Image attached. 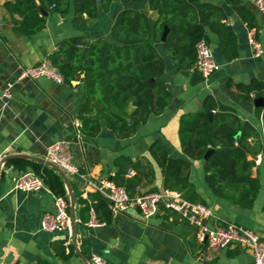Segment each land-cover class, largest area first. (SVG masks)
Here are the masks:
<instances>
[{"label": "crops", "instance_id": "0c3cea01", "mask_svg": "<svg viewBox=\"0 0 264 264\" xmlns=\"http://www.w3.org/2000/svg\"><path fill=\"white\" fill-rule=\"evenodd\" d=\"M213 1L224 7L228 23L237 34L238 57L226 58L219 48L218 35L208 29L209 44L220 69L208 79L194 84L190 75L176 69L177 60L166 53L162 44H158V50L165 61V71L159 79L170 90L171 99L161 114L151 115L145 124L137 127L136 133L118 137L103 122L102 130L95 138L82 137L77 118L82 97L78 81L67 84L57 83L44 76L37 79L24 78L15 82L9 100L0 98V157L21 153L45 158L51 144L59 139H67L70 141L72 162L79 169L78 174L68 175L72 191L75 196L88 198L94 191L87 186V179L112 178L118 170L115 162L120 156L139 161L140 169L143 166L148 169L152 165L154 178L145 184L143 190L164 189L162 172L150 153V145L160 139L170 155L181 156L178 133L181 117L204 110L207 96L231 107L242 122L251 123L261 134L263 122L258 108L264 106L255 105L254 93H251L250 99L244 97L237 85L248 84L252 79L264 82V13L253 0H243L255 14L253 29L262 49L256 55L248 39L251 28L228 4L222 0ZM146 6V1L124 3L114 0L109 12L100 11L97 19L84 27L73 25L72 11L62 16L52 8L47 11L46 27L42 31L23 35L15 30L14 18L19 17L12 16L5 6V0H0V88L15 81L22 67L49 59L60 40L73 35H85L88 38L105 35L112 38L111 26L121 9H145ZM149 14L153 18L157 17L155 11L149 10ZM249 144L252 150L257 149L255 138L250 137ZM259 153L251 152L248 158L254 160ZM22 171L25 170L6 163L1 168L0 264H35L39 258L55 264H87L86 259L92 254L103 256L106 264L253 262L251 251L237 245L224 248L213 259L207 260L197 238L196 228L177 212L163 207L154 216L144 219L141 211L132 205L123 212L113 214L108 223L96 219L99 222L97 225H90L91 217L86 223H79L76 211L75 245V237L66 231L42 230V216L45 212L55 211L56 195L46 184L34 192L13 189L14 179ZM136 172L135 168H130L127 175L133 176ZM150 175L143 179V184L152 178ZM253 175L261 180V189L253 207L244 209L216 196L205 181L203 160L191 161L190 178L205 204L218 217L242 224L264 236V162L253 167ZM63 242L67 254L71 250L70 245H74V251L67 259H61L57 254Z\"/></svg>", "mask_w": 264, "mask_h": 264}, {"label": "trees", "instance_id": "16d2710c", "mask_svg": "<svg viewBox=\"0 0 264 264\" xmlns=\"http://www.w3.org/2000/svg\"><path fill=\"white\" fill-rule=\"evenodd\" d=\"M114 0H5V6L14 18L15 30L23 35H33L46 27V17L40 7L47 11L55 8L62 16L73 12L72 23L76 27L92 24L100 11L109 12ZM124 3L146 1L145 9H121L111 26V36L88 38L73 35L60 40L49 55L59 69L64 82L78 81L82 91L77 112L82 137L95 138L102 130V123L118 137L136 133L151 115L161 114L171 99V92L159 78L165 71V61L158 50L162 44L168 55L177 60L176 69L190 75L192 82L204 78L195 69L196 45L205 40L209 43L208 29L219 37V48L228 59L238 57L237 34L228 23L224 7L213 0H120ZM248 25L255 26V14L243 0H222ZM149 10L155 11L153 18ZM165 25L169 27L166 40H162ZM238 90L246 98L251 93L264 97V82L252 79L248 84H238ZM130 108H133L130 110ZM210 116L207 111H213ZM220 104L211 96L204 100V110L181 117L179 139L181 156L170 155L165 143L158 139L150 145V153L161 169L163 187L179 191L193 202L205 203L190 178L193 159L203 160L205 181L213 193L238 205L253 207L261 189V180L253 175L255 161L249 159L251 152L262 150L260 131L249 122H242L236 112ZM264 121V107H259ZM256 139L257 149L250 148L249 138ZM212 152L205 158L206 152ZM118 170L111 178L125 187L130 196L137 193L154 178L152 165L140 169L139 161L127 156L116 160ZM15 168H31L56 196L69 199L61 175L51 166L26 158H14L6 162ZM137 172L128 176V170ZM152 176L143 184L145 177ZM151 190H154L151 189ZM150 190V191H151ZM79 223L90 219L93 209L99 221L110 222L112 211L98 192L88 198L75 196ZM69 254L64 242L57 249L61 259ZM35 264H55L39 258Z\"/></svg>", "mask_w": 264, "mask_h": 264}, {"label": "built area", "instance_id": "2783aa9c", "mask_svg": "<svg viewBox=\"0 0 264 264\" xmlns=\"http://www.w3.org/2000/svg\"><path fill=\"white\" fill-rule=\"evenodd\" d=\"M258 9L264 13V0H253ZM248 39L255 49V54L259 55L262 51L261 44L256 38L255 29L248 31ZM196 61L194 64L204 79L220 69V64L215 58L213 50L208 42L201 40L196 45ZM47 77L57 83H64V77L59 69L50 59H44L39 64L22 67L13 82H8L0 88V98L9 100L12 97V87L15 82L24 78L37 79ZM262 117V116H261ZM263 128L261 131L262 150L255 157V165L264 162V121L262 117ZM4 156L0 157V175L1 163ZM47 160L58 165L67 175L78 174V167L72 162V153L70 150V141L59 139L47 148ZM87 186L94 192H98L106 199L109 209L113 214L125 211L130 206H136L144 219H148L157 214L161 207L166 210L177 212L182 219L196 228V234L199 242L203 246L204 255L207 260L224 248L231 245H237L251 251L253 256L252 264H264V236L255 230L242 224L227 221L218 217L213 209L202 202H193L182 196V194L173 189L143 190L138 188L134 196H130L125 187L118 185L114 180L108 177L88 178ZM42 177L33 170H25L19 173L14 179L13 189L34 192L44 187ZM55 211L45 212L41 219V228L48 232L66 231L72 235V223L70 216L69 199L62 196H55ZM90 225H97L93 209L91 210ZM87 264H106V259L98 254H92L86 259Z\"/></svg>", "mask_w": 264, "mask_h": 264}, {"label": "water", "instance_id": "95a60500", "mask_svg": "<svg viewBox=\"0 0 264 264\" xmlns=\"http://www.w3.org/2000/svg\"><path fill=\"white\" fill-rule=\"evenodd\" d=\"M51 5H54L53 0H49ZM40 11L41 14L43 16L48 15L47 10H45L44 8L40 7ZM169 33V27L167 25H165L164 31L162 33V40H166L167 35ZM254 103L256 106H264V97H256L254 99ZM207 113L212 116L213 112L212 111H207ZM78 141V140H77ZM212 148H210L206 154H205V158H207L209 156V154L212 152ZM14 158H26V159H31L46 165L51 166L52 168H54L63 178L64 183L67 187V191H68V195H69V202H70V216H71V223H72V235L75 237L74 243L75 245H77V239H76V229H77V223H76V211H77V207H76V201H75V195L72 191V187L70 185L69 182V178L68 175L64 172V170L62 168H60L58 165L52 163L51 161L47 160L46 158H42V157H37V156H33L30 154H13V155H8V156H4V158L2 159L1 163H6L7 161L14 159ZM1 167V166H0ZM0 184H1V180H0ZM80 254L83 256V254L80 252Z\"/></svg>", "mask_w": 264, "mask_h": 264}]
</instances>
